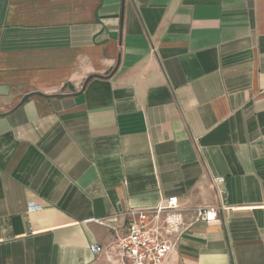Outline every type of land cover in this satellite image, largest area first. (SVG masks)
I'll return each mask as SVG.
<instances>
[{
    "label": "crops",
    "instance_id": "1",
    "mask_svg": "<svg viewBox=\"0 0 264 264\" xmlns=\"http://www.w3.org/2000/svg\"><path fill=\"white\" fill-rule=\"evenodd\" d=\"M171 196L163 264H264V0H0V264H130Z\"/></svg>",
    "mask_w": 264,
    "mask_h": 264
},
{
    "label": "built area",
    "instance_id": "2",
    "mask_svg": "<svg viewBox=\"0 0 264 264\" xmlns=\"http://www.w3.org/2000/svg\"><path fill=\"white\" fill-rule=\"evenodd\" d=\"M211 182L214 188L220 189L221 201L215 206L195 208L192 223L200 221L207 225L219 224L222 222L221 211L230 209L226 203L227 192L223 188L225 178L214 177ZM176 207L177 197L171 196L162 199L152 210L127 209L122 213L125 219L124 229L120 232L115 226L110 227L114 232L115 241L114 245L109 247V251H116L121 259L130 264H163L167 255L172 251L174 242L162 238L158 227L152 223L150 217L153 216L156 219L160 213L173 210ZM116 220L117 216L113 218V221ZM168 223L172 226L176 220L169 218ZM89 249L94 254L106 252V248L98 244H91Z\"/></svg>",
    "mask_w": 264,
    "mask_h": 264
}]
</instances>
